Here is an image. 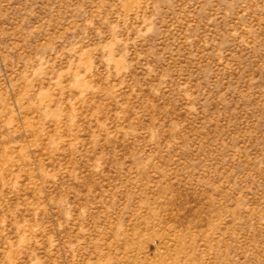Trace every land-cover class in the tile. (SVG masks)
<instances>
[{
  "label": "rangeland",
  "instance_id": "1",
  "mask_svg": "<svg viewBox=\"0 0 264 264\" xmlns=\"http://www.w3.org/2000/svg\"><path fill=\"white\" fill-rule=\"evenodd\" d=\"M0 264H264V0H0Z\"/></svg>",
  "mask_w": 264,
  "mask_h": 264
}]
</instances>
